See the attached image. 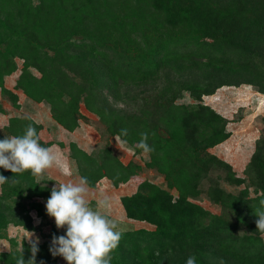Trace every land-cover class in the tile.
<instances>
[{
  "label": "trees",
  "instance_id": "1",
  "mask_svg": "<svg viewBox=\"0 0 264 264\" xmlns=\"http://www.w3.org/2000/svg\"><path fill=\"white\" fill-rule=\"evenodd\" d=\"M17 59L13 89L46 103L63 129L78 126L83 107L108 135L145 153L142 164L123 163L111 145L95 154L58 141L88 187L103 177L117 187L146 169L163 178L164 185L143 178L120 197L128 219L151 227L118 230L111 264H185L191 255L197 264H264L256 223L264 210V115L240 176L208 150L230 133L227 118L201 100L221 86L249 84L264 93V0H0V114L3 98L19 108L4 84ZM184 92L195 101L178 102ZM29 124L39 135L28 114L8 117L0 139L22 135ZM142 132L152 151L137 146ZM0 173L16 178L0 184V239L9 225L35 229L30 211L43 216L41 199L59 184L30 170ZM223 183L244 186L232 192ZM201 195L221 211L199 204ZM38 246L36 264H61L51 243ZM21 253L31 258L30 245L0 251V264H16Z\"/></svg>",
  "mask_w": 264,
  "mask_h": 264
},
{
  "label": "rangeland",
  "instance_id": "2",
  "mask_svg": "<svg viewBox=\"0 0 264 264\" xmlns=\"http://www.w3.org/2000/svg\"><path fill=\"white\" fill-rule=\"evenodd\" d=\"M17 66L18 68L12 74L5 77V86L13 87V83L20 72V59H17ZM13 92L16 94L17 102L20 107L18 109L19 111L13 109L10 102L6 101V98H3L5 100L2 99V103L9 110L8 113H10V115L16 113L28 114L37 121L41 125L39 131L40 137L45 142L51 140L54 141L49 147L52 148L53 152L59 154L61 163H66L70 167L72 173L70 176H65L60 171L59 165L56 164L42 172V174L47 175L57 184L67 183L69 181L76 183L75 179H78V181L80 179L75 178V171L70 166L63 149L59 148L57 144L58 141L65 143L69 139H72L76 144L78 143V145L88 152H94L95 154H97L104 144H108L117 151V155L123 163H127L128 161L143 163L146 156L145 153L143 155L134 154L133 150L122 144L117 137H111L108 135L104 132L97 117L94 114L85 111L83 107L81 108V118L78 121V126L72 133H67L53 120L46 103L32 102L24 97L21 92ZM201 100L204 104H208L227 118L226 128L230 133L228 138L210 147L208 150L230 163L238 175L244 176L243 170L254 150V142L259 137L260 129L262 127L261 116L264 115V94L258 92L255 86L240 84L238 86H221L210 95H202ZM194 101L195 100L186 92H184L182 97L178 99V102L184 103H191ZM0 126H2L1 120ZM141 175V177L132 175L127 183L117 187L111 185L107 179L102 178L93 189L87 188L88 191L85 195L89 202V206L101 211L115 221L117 230L136 229L139 227L150 228L151 226L147 223L128 219L125 216L120 202V197L131 193L134 190L136 183L143 178L164 185L162 176L153 170H142ZM223 186L232 192H237L244 186V184L234 186L223 183ZM171 191L175 193L174 190ZM250 192L253 194L251 188ZM105 196L110 198L111 206L107 209L96 208L97 202ZM196 201L211 212L219 213L221 211L217 204L208 200L204 195H201ZM45 202L46 200L41 199L43 216H38L33 210L30 211L35 229L28 230L21 226H8V237L0 239V251H11L13 249L19 250L22 248L23 243L30 245L29 241L36 237H39V244L43 241L51 243L52 239L48 237L50 233L52 234L53 232H56L58 235L64 234V228L58 229L55 225L54 218L47 214ZM9 238L14 240L15 245L9 241ZM56 260L61 264H67L61 256H57Z\"/></svg>",
  "mask_w": 264,
  "mask_h": 264
},
{
  "label": "clouds",
  "instance_id": "3",
  "mask_svg": "<svg viewBox=\"0 0 264 264\" xmlns=\"http://www.w3.org/2000/svg\"><path fill=\"white\" fill-rule=\"evenodd\" d=\"M127 134V128L120 130V137ZM148 135L147 132L140 133L141 139L137 145L145 152L152 151L147 143ZM54 164L59 165L65 176L72 174L70 167L60 162L58 153L39 142L37 129L32 124L26 126L22 135L0 139V167L5 170L13 173L30 170L35 176ZM15 179L9 180L0 173V184L15 182ZM87 184V177L81 176L79 182L69 181L51 188L45 209L54 218L56 227L64 228V234L53 235L49 252L53 257L61 256L67 264H111L110 253L118 246L122 234L117 230L115 221L89 206L85 195ZM261 203L264 204V201ZM110 206V198L105 196L97 202L96 208L107 209ZM257 216V228L264 231V210H258ZM29 243L31 258L25 261L21 253L16 264H36V254L40 250L39 237ZM40 264H44V261L41 260ZM185 264H197L195 255L189 256Z\"/></svg>",
  "mask_w": 264,
  "mask_h": 264
},
{
  "label": "crops",
  "instance_id": "4",
  "mask_svg": "<svg viewBox=\"0 0 264 264\" xmlns=\"http://www.w3.org/2000/svg\"><path fill=\"white\" fill-rule=\"evenodd\" d=\"M14 84V83H13ZM7 88H9V89H12L13 87H9V86H6ZM12 91H19V92H21L22 93V95H24V97H26L25 96V94L20 90V89H12ZM27 98V97H26ZM29 99V98H28ZM30 100V99H29ZM30 101H32V100H30ZM32 102H35V101H32ZM18 103V102H17ZM36 103H40V102H36ZM19 104V103H18ZM11 105V104H10ZM4 106V108H5V112L4 113H2V114H0V120L2 121V125L7 121V119H8V117H10V116H12V115H10V113H8V109H7V107L5 106V105H3ZM12 107V106H11ZM19 107H20V105H19ZM13 109H15L14 107H12ZM19 109V108H18ZM18 109H16L17 111H19ZM21 111V110H20ZM81 111H82V109H81ZM14 115V114H13ZM30 116V115H29ZM37 122V121H36ZM38 123V122H37ZM59 126V125H58ZM60 128L63 130V131H65V132H67V133H72L73 131H67V130H65V129H63L61 126H60ZM40 131V130H39ZM39 136H40V134H39ZM41 138V137H40ZM42 139V138H41ZM43 140V139H42ZM68 141H73L72 139H69ZM67 141V142H68ZM67 142H65V143H67ZM75 142V141H74ZM77 145H78V143H77ZM80 148H82L80 145H78ZM59 148H61V147H59ZM63 149V151H64V153L66 154V152H65V148H62ZM82 149H84V148H82ZM85 150V149H84ZM86 152H88L87 150H85ZM89 153V152H88ZM66 158L68 159V161H69V163H70V166L72 167V169L74 170V165H73V163H72V161H70L69 160V158L67 157V155H66ZM75 171V170H74ZM75 178H79L78 177V175L76 174V172H75ZM102 179V178H101ZM100 179V180H101ZM103 179H107V178H105V177H103ZM76 180V182H79L78 181V179H75ZM108 180V179H107ZM109 181V180H108ZM129 181V180H128ZM127 181V182H128ZM99 182V181H98ZM97 182V183H98ZM127 182H125V183H127ZM96 183V184H97ZM125 183H123V184H125ZM138 183V182H137ZM137 183H136V185H137ZM58 184H60V183H58ZM123 184H120V185H123ZM112 185V184H111ZM136 185H135V188H134V190L132 191V192H134L135 191V189H136ZM96 186V185H95ZM115 187V186H114ZM87 188L88 189H93V187L91 188V187H88L87 186ZM131 192V193H132ZM131 193H129V194H131ZM129 194H126V195H129Z\"/></svg>",
  "mask_w": 264,
  "mask_h": 264
},
{
  "label": "bare ground",
  "instance_id": "5",
  "mask_svg": "<svg viewBox=\"0 0 264 264\" xmlns=\"http://www.w3.org/2000/svg\"><path fill=\"white\" fill-rule=\"evenodd\" d=\"M264 94V93H263Z\"/></svg>",
  "mask_w": 264,
  "mask_h": 264
}]
</instances>
